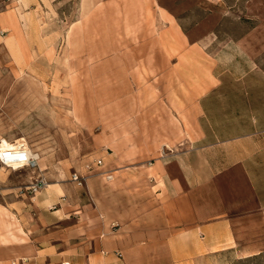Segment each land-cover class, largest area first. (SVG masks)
I'll return each mask as SVG.
<instances>
[{
	"label": "rangeland",
	"instance_id": "rangeland-1",
	"mask_svg": "<svg viewBox=\"0 0 264 264\" xmlns=\"http://www.w3.org/2000/svg\"><path fill=\"white\" fill-rule=\"evenodd\" d=\"M247 72L259 75L234 78ZM242 83L264 87V0H0V138L40 157L0 165V183L26 204L54 184L67 214L68 195L110 218L118 199L122 213L143 207L155 159L231 131L232 105L209 117L208 99ZM17 210L0 206V243L22 235ZM243 255L198 264H264V252Z\"/></svg>",
	"mask_w": 264,
	"mask_h": 264
},
{
	"label": "crops",
	"instance_id": "crops-1",
	"mask_svg": "<svg viewBox=\"0 0 264 264\" xmlns=\"http://www.w3.org/2000/svg\"><path fill=\"white\" fill-rule=\"evenodd\" d=\"M251 75L259 73L234 78ZM226 90L212 91L208 109L210 117L211 108L232 105L225 110L235 124L231 131L226 127L224 137L216 131L207 146L155 159L143 207L122 213L118 199L110 218L68 195L67 214L56 185L26 204L25 194L14 199L1 178L0 206L22 213L14 215L22 235L17 231L10 242L0 243V264H126L117 257L125 253L198 264L219 252L244 254L240 258L264 252V87L242 83Z\"/></svg>",
	"mask_w": 264,
	"mask_h": 264
},
{
	"label": "built area",
	"instance_id": "built-area-1",
	"mask_svg": "<svg viewBox=\"0 0 264 264\" xmlns=\"http://www.w3.org/2000/svg\"><path fill=\"white\" fill-rule=\"evenodd\" d=\"M37 160L30 154V150L25 144H20L12 149L5 148L0 152V165L13 170V166L19 167L18 169H31L37 165ZM102 162L97 161L98 166ZM78 177L73 175V181H77Z\"/></svg>",
	"mask_w": 264,
	"mask_h": 264
},
{
	"label": "bare ground",
	"instance_id": "bare-ground-1",
	"mask_svg": "<svg viewBox=\"0 0 264 264\" xmlns=\"http://www.w3.org/2000/svg\"><path fill=\"white\" fill-rule=\"evenodd\" d=\"M25 144L24 143V140L22 139V140H16V142H14V143H10V142H8L6 139H3V138H0V152L3 150V149H5V148H9V149H12V148H14L15 146H18V145H20V144ZM26 145V144H25ZM30 154L34 157V158H36V159H39L40 157H39V154L38 153H35V152H32L31 150H30ZM19 167H17V166H13V170H17Z\"/></svg>",
	"mask_w": 264,
	"mask_h": 264
}]
</instances>
